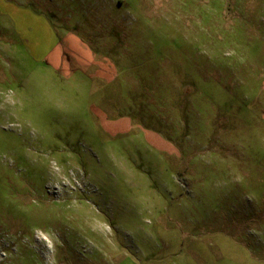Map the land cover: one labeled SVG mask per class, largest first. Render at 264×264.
<instances>
[{
    "label": "rangeland",
    "instance_id": "rangeland-1",
    "mask_svg": "<svg viewBox=\"0 0 264 264\" xmlns=\"http://www.w3.org/2000/svg\"><path fill=\"white\" fill-rule=\"evenodd\" d=\"M5 1L0 264H264V0Z\"/></svg>",
    "mask_w": 264,
    "mask_h": 264
},
{
    "label": "crops",
    "instance_id": "crops-1",
    "mask_svg": "<svg viewBox=\"0 0 264 264\" xmlns=\"http://www.w3.org/2000/svg\"><path fill=\"white\" fill-rule=\"evenodd\" d=\"M0 4H2V8L0 9L2 11L3 14H7L9 13V15H12L14 19L18 20V19H29V18H35L37 16H34L31 14V12L28 9H24L21 7H17L14 6L10 3H7L5 0H0ZM15 22V21H14ZM17 25V22H16ZM41 29H45V30H49V34H52V39L55 42V45L53 47V49L49 52L52 53L56 50V48L58 47V38L56 37L55 33H54V29L50 27V24L48 22V20L46 18H44L43 16H40V25ZM17 32L19 33V35L22 37V30L18 27L17 28ZM58 49V48H57ZM47 55V59H49L50 55Z\"/></svg>",
    "mask_w": 264,
    "mask_h": 264
}]
</instances>
